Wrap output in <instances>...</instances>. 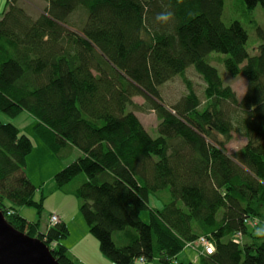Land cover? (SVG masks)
I'll use <instances>...</instances> for the list:
<instances>
[{"label":"trees","instance_id":"trees-1","mask_svg":"<svg viewBox=\"0 0 264 264\" xmlns=\"http://www.w3.org/2000/svg\"><path fill=\"white\" fill-rule=\"evenodd\" d=\"M45 1L34 18L17 0H5L0 112L32 117L35 134L57 158L75 151L53 180L76 198L100 253L114 264H193L174 257L184 242L202 238L212 247L198 254L202 264H264V237L244 224L264 222V43L248 54L243 25L222 21L224 0ZM236 4L242 14L257 4L264 11V0ZM165 10L174 20L157 22ZM212 53L224 56L217 63L230 75L245 76L240 100L223 84ZM189 68L205 84L203 99ZM177 77L186 93L167 103L161 88ZM147 110L157 137L137 113ZM234 133L246 143L229 155ZM32 147L19 128L0 121V213L59 264H79L63 244L67 221L50 226L47 214L42 222L53 192L27 176ZM159 192L161 207L150 208L149 197ZM25 207L34 220L21 213Z\"/></svg>","mask_w":264,"mask_h":264},{"label":"rangeland","instance_id":"rangeland-1","mask_svg":"<svg viewBox=\"0 0 264 264\" xmlns=\"http://www.w3.org/2000/svg\"><path fill=\"white\" fill-rule=\"evenodd\" d=\"M17 4L35 18L46 6V1L17 0ZM4 9H6L5 0H0V14ZM233 20H238L247 31L248 54L250 56L257 54L259 45L264 43V11L261 5L257 4L249 14H242L240 11V7L236 4V0H224L222 21L225 24H229ZM211 57L213 59L212 64L218 70L223 84L230 87L236 95V98L240 100L246 91L247 82L245 76L242 73L237 76H232L226 71L223 63H217V57H224L222 54L212 53ZM186 76L192 84L193 90L201 99H203V88L205 84L201 77L197 75L193 69L188 70L186 72ZM161 89H163L162 95L167 103H174L181 95L186 93L185 85L178 77L165 84ZM133 101L138 105L143 103V99L140 96H136ZM137 113L150 136L157 137V120L154 118V113L148 110L147 112ZM0 121L14 124L21 130L23 134L27 135L31 139L33 147L31 153L26 157L25 169L27 176L35 186L43 185L45 192H48L49 190L54 192V194L51 195L49 201L47 202V209L59 208L62 210L63 218H61L58 213L56 214L55 212H49L48 210H45L47 213L43 212L42 222H45L47 214H49V218H47L48 225L52 224L50 226H55L59 222L66 220L69 224L71 232L69 229V236L65 241H63V244L66 246L68 251L74 256V254L70 250V244L77 241L84 242L87 251L90 253L89 257H91V259H93L94 261H97L98 259V261L101 262L97 256L99 248L97 240L94 239V237H92L89 232L87 233V235H82V233L84 234L85 230L88 231V229L85 225L81 213L78 210L77 203L72 199V197H75L71 193H64L57 189L53 180V175L55 173L60 171L64 166L69 164L77 157V155H75V151L69 153L71 154L69 156H64L65 158H57L56 156L50 154L45 148L44 143L39 137H37L34 132V119H32V117H30L28 114H25L24 112L14 118L8 117L7 115L0 112ZM245 143L246 139L244 137L234 133L232 141L226 145L227 154L231 155L235 153L237 150L242 148ZM66 187L70 188V186ZM41 188L42 187L36 188L37 192L39 191L37 195H39L40 190H43ZM161 194L163 193L159 192L157 196L151 195L149 197L150 208L161 207V203L156 200L157 197ZM21 213L24 214L27 218L34 220L35 212L33 209L25 207L22 209ZM147 214L148 212H143L141 217L144 220H147ZM246 220L248 222L247 228L251 229V232L254 236H257L255 233L258 228H264V222H260L258 219H256L257 221L252 222V224H250V218H247ZM244 224H247L246 221H244ZM41 228L43 229V227ZM235 239L238 241H243V238L235 237ZM210 242L211 241L209 239L206 243L201 241L195 244L184 242L182 251L174 257V262L183 261L192 262L193 264H202L201 261H199L198 254H200L203 248L206 247V245H208V243ZM138 261V263L135 262L133 264L153 263L152 261Z\"/></svg>","mask_w":264,"mask_h":264},{"label":"water","instance_id":"water-1","mask_svg":"<svg viewBox=\"0 0 264 264\" xmlns=\"http://www.w3.org/2000/svg\"><path fill=\"white\" fill-rule=\"evenodd\" d=\"M0 264H59L46 245L12 228L0 213Z\"/></svg>","mask_w":264,"mask_h":264},{"label":"crops","instance_id":"crops-1","mask_svg":"<svg viewBox=\"0 0 264 264\" xmlns=\"http://www.w3.org/2000/svg\"><path fill=\"white\" fill-rule=\"evenodd\" d=\"M53 194H54V192L49 195V197L47 198V200H46V202L44 204L46 210H47V202L49 201L51 195H53ZM58 195H62V194H58ZM63 197H64V195H63ZM72 199H73L74 202L77 203V200L75 198L72 197ZM49 210L51 212H55L56 214L58 213L61 216V218H63V214H62V210L61 209H59V208H52V209H49ZM254 221H257V220L254 219ZM68 226H69V224H68ZM69 229H70V227H69ZM70 232H71V229H70ZM87 233H88V231L85 230V233L84 234L82 233V235H87ZM69 247H70L71 252L76 257V260L78 261L79 264H114L113 262H111L110 260H108L105 256H103L100 253L98 247H97L98 248V255L97 256H98V258L100 259L101 262H99L97 258H96L97 261H94L93 259H91V257H89V254L90 253L87 251V249H86V247L84 245V242H80V241L72 242ZM135 262L138 263L139 261L136 260ZM151 264H158V263L157 262H153Z\"/></svg>","mask_w":264,"mask_h":264},{"label":"clouds","instance_id":"clouds-1","mask_svg":"<svg viewBox=\"0 0 264 264\" xmlns=\"http://www.w3.org/2000/svg\"><path fill=\"white\" fill-rule=\"evenodd\" d=\"M157 22L169 23L174 20V13L170 10H165L156 14ZM257 236L264 237V228H258L255 233Z\"/></svg>","mask_w":264,"mask_h":264},{"label":"built area","instance_id":"built-area-1","mask_svg":"<svg viewBox=\"0 0 264 264\" xmlns=\"http://www.w3.org/2000/svg\"><path fill=\"white\" fill-rule=\"evenodd\" d=\"M246 221V225H248V222H247V220H245ZM252 222H255V221H252V220H250V224H252ZM199 241H201V242H204V243H206V240H204V239H202V238H199L198 240H197V242H199ZM197 242H194V243H192V244H195V243H197ZM206 251H207V253H211L212 252V247H210V244L208 243V245H206ZM141 261V260H140Z\"/></svg>","mask_w":264,"mask_h":264},{"label":"bare ground","instance_id":"bare-ground-1","mask_svg":"<svg viewBox=\"0 0 264 264\" xmlns=\"http://www.w3.org/2000/svg\"><path fill=\"white\" fill-rule=\"evenodd\" d=\"M245 221V220H244Z\"/></svg>","mask_w":264,"mask_h":264}]
</instances>
